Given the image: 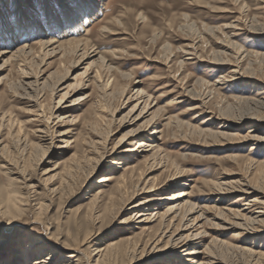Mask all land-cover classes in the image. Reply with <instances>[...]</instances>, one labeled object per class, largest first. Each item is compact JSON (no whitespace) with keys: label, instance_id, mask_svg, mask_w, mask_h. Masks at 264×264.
Listing matches in <instances>:
<instances>
[{"label":"rangeland","instance_id":"1","mask_svg":"<svg viewBox=\"0 0 264 264\" xmlns=\"http://www.w3.org/2000/svg\"><path fill=\"white\" fill-rule=\"evenodd\" d=\"M77 6L90 7L88 11L79 10L72 11L75 12L74 14L67 13L66 15L69 18L72 17L73 20L69 25L67 23L68 27H66V18L63 15L64 12L61 13V9L74 10L73 8ZM17 19L22 22L27 21V23L18 24ZM253 20L257 24H264V0H0V50L7 49L6 51L13 52L25 43L32 45L42 41L43 38L56 39L62 44L76 43L88 45V47L94 46V49L96 48L101 55H105L106 61H110L111 67L119 71L116 72L115 77L120 84H123L119 77L120 73L131 74L132 80L138 84V91L151 96L152 103L155 104L151 111L156 112L157 109H162L159 115L152 117L153 115L147 116L146 114L139 121L132 123L133 118L138 114L136 112L131 116L128 115L134 103L122 106L118 96L111 100L110 110L117 107L111 123V129L116 133L109 137L108 151L129 130L139 127L144 129L147 126L146 123L152 120L160 132L154 136L156 142L155 138L146 135L142 137V140L148 138L150 140L148 144L159 149V157L157 156L155 162L152 163L148 158L151 152H148L142 155L145 157L139 155L137 158H128L130 161L124 162L123 165L138 167L142 171L140 177L157 187L171 178L174 173L183 172L178 181L185 183L186 187H169L158 191L157 194L169 196L175 191L187 190L190 192V202L197 207L214 208L216 206L241 210L243 202L237 201V195L227 198L221 204H215L216 196L213 194L212 184L244 177L264 193V174H262L264 167L260 169V172L252 167L248 168L253 162L264 163V149L252 150L253 143L243 144L238 143V140L224 141L223 139H212L206 135L191 134L184 125L215 132L218 126L211 121H206L208 117L218 116L221 114L220 110L226 109L233 113L231 118H236L241 113L239 99L264 97V89L250 88V85L237 80L224 85H216L221 75H228V70L213 68L204 61L186 60L181 69L179 63L183 61L184 56L179 49H187V45L194 44L197 54L209 61L212 51L219 49L215 46L216 39H211L207 29H222L236 21L241 22L242 30L235 31V36L231 38V41L250 55L242 61L241 66L249 67L255 77L262 79L264 78V60L254 56L264 54V38H259L246 29ZM54 22L60 25L57 27ZM47 26L53 27V31ZM189 26H192V29H189ZM104 27L111 34L104 33L102 31ZM215 35L219 38L227 36V30L222 29L220 34L216 31ZM165 46L167 49L164 48ZM172 55L173 57H170ZM76 57L71 56L68 60L66 59L64 67L61 68L59 55L42 57L43 59L40 57L31 62L30 68L40 69L45 74L44 77L55 71L57 73L60 71V75L64 74L65 69L70 71L67 76L69 79L58 88L56 98L51 96L49 89L39 93L41 97L37 99V102L42 106L44 119H35V114L32 111L28 112L30 108L27 101L11 98L7 84L12 80H18L15 63L9 65L5 72L0 73V116L8 112L15 123V129L12 131L6 124L2 127L0 123V238L3 242L0 245V264H24V250L27 242L38 237L46 229L53 236L62 237L65 241L71 239L78 242L88 238L79 248L80 251L74 259L77 264H94L97 259L94 254L107 244L124 243L130 238L134 243L139 244L148 238V232L141 235V231L137 229L138 225H135L136 220H133L134 223L127 221L131 213L126 211L127 207L123 205L127 197L133 193L132 186L127 187L125 195L111 205L105 206L107 202L105 197L99 202H92L89 197L96 190L94 182L106 174L103 168L109 165L111 158L106 159L101 165L102 169L93 171L88 179L87 174L92 166L85 164L86 166H82L81 170L76 171L69 186L56 194L50 192L52 188L61 183V176L53 177L52 175L56 172L60 173L63 168L61 163L73 153L80 151V140L78 139L88 137L83 122L93 118L96 113L94 102L97 99V91L93 89V86L80 93H74L80 88L81 83H85L86 79L85 71L81 69L83 66L77 70L73 69L75 62L79 60V57ZM168 57L170 60L166 61ZM2 63L3 61H0V64ZM94 70L95 68H92L90 72ZM104 76L108 79L110 74ZM191 87L195 88L198 94L201 93L199 98H202V101L206 100L204 106L192 101L184 94V89ZM61 89L63 91H59ZM65 93L70 97L67 99V104L85 95H90V97L70 110L69 115L74 125L70 126L73 133L69 135L68 142H73L68 144L69 148L61 155L53 156L47 151L42 157L44 145L39 143L38 146H41L37 147L39 134L35 133V130L47 126L51 108ZM200 113L202 115L199 116ZM123 117H126L124 121L126 123L123 124L124 127H119ZM167 118H171L174 122H171L169 127L166 126ZM49 121L50 127L57 124L55 118L50 117ZM177 123L184 125H177ZM18 125H20V136L15 135ZM246 132L247 130H244L238 134L242 136ZM230 156L237 157V160L229 159ZM146 158L148 160L144 161ZM49 161L56 163L57 169L45 175V172L55 168L53 164L47 165ZM151 163L155 167L149 172ZM13 172H17L18 175H14ZM122 173V170L114 171L115 176ZM21 177H25L28 181L24 182ZM26 185H31L32 189L23 188ZM106 186L103 189L104 192H111L114 183L106 184ZM143 197L140 196L137 200ZM5 200L14 201V204L23 211L12 225L6 223L7 218L4 213L6 214L7 201L5 203ZM209 211L210 215L208 214L207 218L211 220L215 211L210 209ZM210 222L199 223V225L202 224L200 231H203L205 236L202 247L208 244L213 245L211 249L214 256L216 254L215 257L220 258L223 264H255L247 254L240 251L241 248L250 249L255 253H264V240L262 239L264 236L249 238L231 229L220 230L212 225V221ZM169 235L170 233L167 234ZM166 241L165 238L157 247L163 248ZM125 247L126 245L123 249ZM130 249L129 253L121 259L103 257L105 261L102 259L100 263L144 264L132 259L134 257ZM81 252L84 256L79 254ZM36 253H30L31 261L42 256H37ZM54 257L51 264H57L59 260V256ZM199 258L198 260L205 261L206 257L200 255ZM181 261L180 264H189L183 259ZM257 264H264V259Z\"/></svg>","mask_w":264,"mask_h":264},{"label":"bare ground","instance_id":"2","mask_svg":"<svg viewBox=\"0 0 264 264\" xmlns=\"http://www.w3.org/2000/svg\"><path fill=\"white\" fill-rule=\"evenodd\" d=\"M89 7L90 6H88L87 8L83 6H77V8H73L74 10H66L62 8L61 13L64 12L63 15L66 18L65 24L67 25L68 23L69 25L71 23L70 21L73 20L71 19L72 17L69 18L66 15L67 13L74 14L79 10L88 11ZM55 21L57 22V20ZM240 23L236 21L233 24L222 28L224 30H227V36H223L222 38L221 36L219 38L215 35L216 31L220 34V32L222 31L221 28H215V30L207 29V32L210 34L211 39H216L215 46H217L219 49L218 51H212L209 61L204 59L201 55L199 56L197 54V48L194 44L187 45V49H179L185 59H183V61L179 63V67L183 69L184 61L186 60L208 62L213 68H225L228 70V75H221L219 77V80L216 81V85H224L227 82L229 83L237 80L242 82L243 84L250 85V88L255 87L256 89H264V87H262L264 86V78L259 79L255 77L253 71L249 67L243 68L241 66L242 61L249 55V53L242 51L240 49L241 47L238 48L236 44L231 41V38L235 36L234 32L242 30V25H240ZM55 24L57 27L60 25L58 23ZM68 25L66 27H68ZM191 27L192 26H189V29H192ZM48 28L52 31L54 29L51 26ZM246 29H248L247 31L249 33L256 35L259 38H264V24H257L253 20L251 21V23H249V26ZM102 31L104 33H110L109 30L105 27L102 29ZM71 33H73L72 30ZM164 48L167 49V46H165ZM6 50L7 49L0 50V61H3V63L0 64V73L5 72L9 65L15 63L14 66H16V71L18 74V80H12L10 83H8L7 90L10 93L11 98L20 101L24 100L29 103L28 107L30 109H28V112L30 113L32 111L35 114V119H42L44 117L42 106L41 104H39V102H37V99L41 97L39 93L45 91V89H49L52 97L57 96L58 88L63 85L65 80L69 79V77L67 76L70 73L69 70L65 69L63 71V75H60V71L58 73L55 71L54 73H51L44 77L45 74L39 68V70H33V68H30V64H32L31 62L37 58L54 57L56 55H59L61 59V68L63 64H65L66 59L68 60V58H71V56L79 57V60L75 62L73 69L77 70L83 66V68L81 69L85 71L84 77H86V79L84 80L85 83H81L80 88L76 89L74 93H80V91L82 90H87L90 86H93V89L97 91V99L94 102L96 113L94 117L92 116L93 118L86 119L83 122V127H86L88 137L86 138L85 136V138L78 139L80 140V151L73 153L69 158L61 163L63 168L60 173L56 172L52 175L53 177L61 176V183L58 184L57 187L52 188L50 192L52 194H56V192L62 191L64 188L69 186L71 179L74 177L76 171L78 169L81 170V167L85 164H91L92 166L91 171L87 174L88 176L86 175L88 179L89 177H91L93 171L102 169L101 165L104 161H106V159L111 158L109 165L103 168L105 169L106 174L100 176L97 181L94 182L96 190L94 191V193L92 192L93 195L89 197L92 202H99L100 199L105 197L107 198L105 206L107 204L111 205L114 204L115 200L120 199L123 195H125L124 192L128 190L127 187L132 186L131 188L134 189L133 193H131V196L127 197V199L124 201L125 204L123 205L125 206V208L127 207L126 211H130L129 213H131L127 218V221H132L134 223L135 221L133 220H136L135 225H138L137 229L141 231V235H144L145 232H148L149 235L143 243L139 242V244L134 243L132 238L126 240L124 243L113 242L107 244L104 248L102 247L103 249L101 248L94 254V257H97L94 264H102L100 262L102 261L103 257L121 259L127 253H129L128 250L130 248L131 254L134 257L132 259L144 264H149L151 262H153L152 264H180V262H182V259L189 264H223V261L219 260L220 258L215 257L216 254L214 256L211 249L213 245L211 246V244H208V246L202 247V241L205 236L203 235V231H200V225L202 224L199 225V223L203 221L206 223H211L210 221H212V225L220 228V230L231 229L235 232L243 233L249 238L264 236V193L260 191V188L258 189L257 186L249 183L247 179H244V177L243 179L239 177V179L237 180L221 181L219 183L212 184L213 194L216 196L215 204H221L227 198L237 195V201L243 202V208L241 210L219 208L216 206L214 207V205V208H208L207 206L197 207L190 202L191 196L190 192H188L187 190H178L171 193L169 196H165L164 194H157L158 191L165 190L169 187H186L187 185L185 183H179L178 181L183 172L174 173L171 178L157 187L152 186V184L148 183L150 181H144V178L140 177L142 171L138 167L123 165L124 162L126 163L130 161L128 158H137L139 157V155H141L140 157H145L142 155L148 152H151L148 158L152 161V163L155 162L154 160L158 156L159 149L157 147H152L153 145H149L148 142H150V140L148 138L147 140H142V137L144 135L155 138L154 136L160 133L157 130L156 123H153L152 120L146 123L147 126L144 129L142 127H139L137 129L129 130L126 134H124L119 142L108 151L107 145L110 141L109 137L113 136L116 133L111 129V123L113 121V115L114 113H116L115 111L117 110V107H114L115 109L113 108L110 110L111 100L116 99V97L118 96L122 106L128 103H134L128 115L131 116V114H135L136 112H138V114L135 115L132 123L139 121L146 114L147 116L153 115L152 117H154V115H159V111L162 109H157L156 112L151 111L155 106V104L152 103L151 96L145 94L142 91H138V84L132 80L133 77L131 74L120 73L119 77L123 82V84H120V81L115 77L116 72L119 71L113 69L111 67L110 61H106V58H104L105 55H101L96 48L94 49V46L88 47V45H79L76 43L62 44L59 43L56 39L54 40L50 38H43L42 41L35 42L32 45L25 43L13 52ZM7 55L9 56L7 57ZM170 57H173V55ZM254 57L259 58L262 61L264 60V54H256ZM168 59L169 57L166 59V61L170 60ZM92 68H95V70L90 72V69ZM112 73H114V75ZM105 74H110L108 79L104 78ZM72 80H74V78ZM59 91L63 90L61 89ZM184 94L186 96H189L192 101H196L199 105H205L204 102L206 100L202 101V98H199L201 93L198 94L195 88L191 87L188 89H184ZM256 95H258V93H256ZM89 97L90 95H85L79 97L77 100L73 101V103L67 104V99L70 97L67 93H65L56 102L54 107L51 108L50 117L51 119L55 118L57 120V124L54 127H50L48 125L50 124L49 117L47 118V126H45L43 129L35 130V133L39 134V136L37 137L38 144L36 143L37 147L39 148L41 146H38L39 143L44 145V148H42V157L45 153H47V151L48 154L52 153L53 156H55L61 155V153L65 152L66 149L69 148L68 144L73 142H68L69 135L73 133V130L70 129V126L74 125L72 124L73 119L69 115L71 114L70 110L74 108L75 105L86 101ZM238 104L241 106V113L236 118H231V114L233 113H230L229 110L226 109L222 111L220 110L219 112L221 114L218 116H211L207 118L206 121H211L212 123L216 124V126H218V130L215 132L199 129L197 127H189L188 125L179 123H177V125H184V127L188 131H190L191 134L195 133L202 136L206 135L208 137H211L212 139H223L224 141L238 140V143L243 144L253 143L251 145L252 150H256L257 148L264 149V97L241 98L239 99ZM200 115L202 114L200 113L199 116ZM11 119L12 117L8 112L1 114V126L3 127L5 126L4 124H6V126H8L11 131L15 129V123ZM125 120L126 117H123V121L121 120L119 127H124L123 124L126 123L124 122ZM171 122H173L172 119L167 118L166 126L169 127L168 125ZM244 130H247L246 134L239 136L238 132L240 133ZM20 134V125H18V130L17 132H15V135L20 136ZM25 145H27V143ZM32 145L34 146V144ZM85 146L88 147L86 148ZM83 147H85V149H83ZM148 158H146L144 161H147ZM228 158L233 161L237 160V157L235 156H230ZM152 163L150 165L151 170L149 172L153 171V168L155 167L152 165ZM50 164H53L55 168L49 170L48 172H45V175H48L50 172H53L55 171V169H57L56 163L50 161L47 162V165ZM251 167L253 169L259 170L260 172V169L264 167V163L253 162L248 168ZM116 169L122 170L123 173L121 175L119 174V176H115L114 171ZM138 170L139 173H137ZM13 173L14 175H18L17 172ZM21 180H24V182L28 181V179H26L25 177ZM110 183H114L113 190L107 193L104 192V187L106 186V184ZM23 188L29 190L32 189V186L26 185L23 186ZM140 196L144 197L137 200V198ZM6 201L7 200H5V203ZM5 205H7V209L5 211L6 214L4 213L7 218L6 223L12 225L19 214H21V212L23 211L21 208L19 209V206L17 207L14 204V201H7V204ZM95 205L96 204H94V206ZM209 209L215 211V214H213L212 218H210L211 220L207 218V215H210ZM39 210H41V208ZM105 210L104 212L107 211ZM170 230L173 231L170 232ZM168 233H170L169 236H167ZM36 238L39 239H31L25 246V257L23 262L24 264H51L53 258H55V255L59 256V262L57 261V264H77L76 260L74 259L77 257L76 255L80 251L79 248H81L82 245H84V241L88 239L85 238L84 240L78 242H74L71 239L69 241H65L62 237L58 238L53 236L50 232H48L47 229L39 234ZM165 238L167 239V241L165 242V246L161 249L158 248L157 246ZM262 239L264 240V238ZM132 242L134 243L133 245ZM2 243V239L0 238V245ZM125 245L126 247L123 249V246ZM240 251L243 254H247L255 264L264 259V253H255L254 251L246 248H241ZM30 253H36L37 256H42L31 261ZM79 254L84 256L82 252ZM200 255H205V261L198 260ZM103 260L105 261V259Z\"/></svg>","mask_w":264,"mask_h":264},{"label":"snow or ice","instance_id":"3","mask_svg":"<svg viewBox=\"0 0 264 264\" xmlns=\"http://www.w3.org/2000/svg\"><path fill=\"white\" fill-rule=\"evenodd\" d=\"M17 23H18V24H21V23H27V21H23V22H22V21H20L19 19H17ZM33 239H39V238H33Z\"/></svg>","mask_w":264,"mask_h":264}]
</instances>
